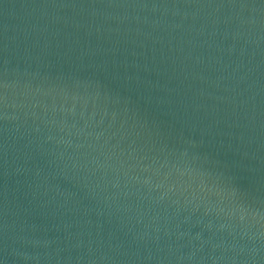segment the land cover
Here are the masks:
<instances>
[{
    "label": "water",
    "instance_id": "obj_1",
    "mask_svg": "<svg viewBox=\"0 0 264 264\" xmlns=\"http://www.w3.org/2000/svg\"><path fill=\"white\" fill-rule=\"evenodd\" d=\"M0 264H264V0H0Z\"/></svg>",
    "mask_w": 264,
    "mask_h": 264
}]
</instances>
